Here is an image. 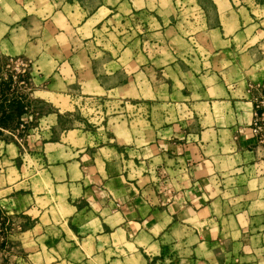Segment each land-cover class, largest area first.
<instances>
[{"label":"crops","instance_id":"crops-1","mask_svg":"<svg viewBox=\"0 0 264 264\" xmlns=\"http://www.w3.org/2000/svg\"><path fill=\"white\" fill-rule=\"evenodd\" d=\"M15 55L36 116L30 152L0 138L7 264H264V0H0ZM101 93L150 110L93 134Z\"/></svg>","mask_w":264,"mask_h":264},{"label":"rangeland","instance_id":"rangeland-1","mask_svg":"<svg viewBox=\"0 0 264 264\" xmlns=\"http://www.w3.org/2000/svg\"><path fill=\"white\" fill-rule=\"evenodd\" d=\"M23 58L20 55L0 57V94H4V108L6 111H12L14 113L15 104L11 103L13 97H21L23 104L27 105L28 108H24L20 118L8 119L6 124H0V138L5 140H13L21 147V153L30 152L29 147H24L26 145V136L29 134L31 125L35 121V109L31 105L29 97V81L30 72L29 64L27 66L19 67L10 61ZM25 59V58H24ZM26 60V59H25ZM19 61V60H18ZM27 61V60H26ZM9 62V64H7ZM18 67V68H17ZM1 96V95H0ZM1 98V97H0ZM10 103V104H8ZM150 110V105H132L125 104V101L113 100V96L110 94H98L94 98H88L86 102L79 105L77 109L76 116L83 119L85 129H90L94 134V131L99 132L100 129L107 133V128L110 127V118L116 116L118 118L125 117L124 115L129 114L135 116L143 110ZM33 113V119L30 122L21 125L22 117L24 118L28 113ZM137 112V113H136ZM2 109L0 110V115ZM14 116V114H13ZM129 117V116H126ZM111 118V119H112ZM128 118V119H130ZM88 119V120H87ZM98 134V133H96ZM97 137V136H96ZM16 163L20 164L23 162L22 156H17L15 158ZM9 234H10V222L7 215L0 211V264H7L3 259V253L7 250L9 244Z\"/></svg>","mask_w":264,"mask_h":264},{"label":"built area","instance_id":"built-area-1","mask_svg":"<svg viewBox=\"0 0 264 264\" xmlns=\"http://www.w3.org/2000/svg\"><path fill=\"white\" fill-rule=\"evenodd\" d=\"M10 61L15 63L18 67L19 65L27 66L29 64L24 58L15 60L10 58ZM7 64H9V62ZM24 108H28V106L25 104ZM32 119L33 113H28L24 118L22 117L21 125L30 122ZM249 128L251 135L254 136L259 143L264 144V94L256 95L253 98L252 116Z\"/></svg>","mask_w":264,"mask_h":264},{"label":"trees","instance_id":"trees-1","mask_svg":"<svg viewBox=\"0 0 264 264\" xmlns=\"http://www.w3.org/2000/svg\"><path fill=\"white\" fill-rule=\"evenodd\" d=\"M1 98H0V110L2 109V113L0 115V124H6V122L8 121V119H12V118H17V121L18 119L20 118L23 110H24V104H23V100L21 97L19 98H15L13 97L12 100H11V103H14L15 104V109H14V116L12 114V111H6V108H4V94L1 93L0 94ZM10 104V103H8Z\"/></svg>","mask_w":264,"mask_h":264}]
</instances>
